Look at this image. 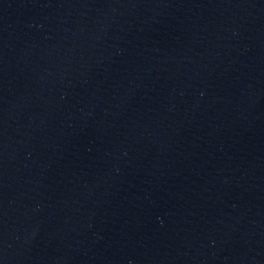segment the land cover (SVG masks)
<instances>
[{
  "label": "water",
  "instance_id": "95a60500",
  "mask_svg": "<svg viewBox=\"0 0 264 264\" xmlns=\"http://www.w3.org/2000/svg\"><path fill=\"white\" fill-rule=\"evenodd\" d=\"M0 264H264V0H0Z\"/></svg>",
  "mask_w": 264,
  "mask_h": 264
}]
</instances>
